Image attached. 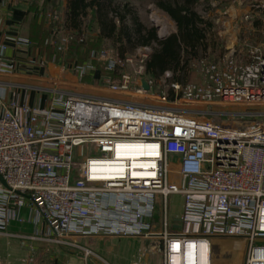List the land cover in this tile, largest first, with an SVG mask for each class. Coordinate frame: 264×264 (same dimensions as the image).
I'll return each mask as SVG.
<instances>
[{
  "label": "built area",
  "instance_id": "built-area-1",
  "mask_svg": "<svg viewBox=\"0 0 264 264\" xmlns=\"http://www.w3.org/2000/svg\"><path fill=\"white\" fill-rule=\"evenodd\" d=\"M151 21L161 38L173 31L162 15ZM30 47L18 35L0 43V233L80 249L86 259L95 252L73 238H156L162 264H264V41L247 48L246 60L234 49L217 60L199 59L200 82L161 75L168 87L162 94L173 92L172 101L257 107L233 113L250 117L238 126L209 111L128 98L153 84L145 75L150 45L123 56L93 49L81 63L59 60L56 52L66 48L54 46L51 62L59 60L79 79L97 73V84L80 79L76 84L93 92L75 91L52 77L47 82L54 86L41 88L45 97L32 105L22 90L29 86L6 79L16 74L18 51L28 54ZM38 62L42 67L46 60ZM170 195L181 197L173 218ZM24 207L44 231H7L13 221H25ZM230 239L242 243L238 262L230 260L236 252L230 248L217 254V242Z\"/></svg>",
  "mask_w": 264,
  "mask_h": 264
},
{
  "label": "rangeland",
  "instance_id": "rangeland-1",
  "mask_svg": "<svg viewBox=\"0 0 264 264\" xmlns=\"http://www.w3.org/2000/svg\"><path fill=\"white\" fill-rule=\"evenodd\" d=\"M29 3L31 10L34 14H39V22L41 29L47 28L48 31L55 32L53 35L48 37L49 44L38 42L39 35L31 40L32 46L30 50L33 49L37 53V56H33L34 59L29 61L26 49L21 48L18 51L17 57L24 60V64L18 65L15 69L14 75L7 77L6 79L18 82L23 85L29 86L27 91L22 89L26 93L45 95L46 92L42 91L41 88L54 86V84L47 82L48 79H52V74H49L48 66H40L39 62L40 56H46L50 47L61 46L66 47L64 53L59 55L58 58L62 60H73L75 57L84 58L85 57V46L84 49H79L76 44H69V35L62 28V17H63V3L64 0H25ZM130 2L135 6L139 14L140 20L147 26H154L151 21V17L155 15H162L165 20L172 22L162 11L157 9L152 3L148 1L140 0H130ZM201 9V8H199ZM221 56L228 52L230 49H234L237 52V57L241 60H246V50L249 46L260 44L264 41V0H221ZM36 16V15H34ZM42 16V17H41ZM28 21V20H27ZM174 30L173 22L171 23ZM27 26V33L34 34L36 31H40L39 26L35 25L32 19H29ZM92 27V28H91ZM155 27V26H154ZM86 30L87 35H95L94 24L88 18L86 19ZM169 28V26H168ZM157 33V27H155ZM35 31V32H34ZM41 32V31H40ZM55 36V38L50 39V36ZM65 36H68L67 42L65 41ZM46 39V38H45ZM50 39V40H49ZM94 43V42H93ZM100 46L109 47L112 46L107 41L99 43ZM49 46V47H48ZM228 48V49H226ZM114 50V49H113ZM45 55H40L39 52ZM218 54L211 52L206 56V60L213 61L218 59ZM39 58V59H38ZM220 58V57H219ZM26 63V64H25ZM54 64H59L58 61L52 62ZM49 63V64H52ZM201 62L198 60H193L190 64V73L188 77L189 82H200L203 79V74L201 72ZM60 65V64H59ZM46 69V73L39 76L37 69ZM63 72H69L73 74L71 70H63ZM57 73V71H56ZM24 76H18V75ZM26 75V76H25ZM38 75V76H37ZM84 79V83H89L91 80ZM88 80V81H86ZM52 81V80H51ZM78 84L79 81H76ZM76 82H71L68 85L63 83L55 82L60 88H67L75 91L93 92L92 88L85 87L84 85H77ZM162 93L168 94V87L166 78L157 77L154 79L153 84L149 91L144 94H130L128 98L131 100H136L138 102H144L150 105H157L163 107H184L193 110H205L209 113V117L222 121L228 125L238 126L245 121H248L250 117L244 116L243 114L239 116H234L233 113L238 112H249L250 110H257V107L248 106H218L213 104H199V103H185L182 101H172L168 97H164ZM214 112V113H213ZM169 206V217L173 218L175 215L179 214L181 211V197L178 195H170L168 197ZM3 241V238L0 239ZM158 239L156 238H142V237H119L110 238L105 237L104 239H89L87 244L90 249H94L95 255L91 256V264H162V257L160 253V245L158 244ZM227 241V242H225ZM223 240L217 242V254L221 249L224 252V247L227 250L232 245L233 240ZM258 242V241H255ZM99 245L98 247L96 245ZM222 244V245H221ZM17 247V246H16ZM236 248V247H235ZM67 249V248H66ZM226 250V249H225ZM236 254H233V256ZM239 256L241 254L239 253ZM68 257V256H67ZM232 257V254L229 255ZM238 262V261H237ZM80 264H83L80 261Z\"/></svg>",
  "mask_w": 264,
  "mask_h": 264
},
{
  "label": "trees",
  "instance_id": "trees-1",
  "mask_svg": "<svg viewBox=\"0 0 264 264\" xmlns=\"http://www.w3.org/2000/svg\"><path fill=\"white\" fill-rule=\"evenodd\" d=\"M140 1H148L162 11L173 22L174 30L165 37H159L154 26H147L140 20L130 0H64L62 28L70 36L68 43L76 44L79 49L85 46V57H75L76 62L84 61L91 50L104 48L99 45L103 41L110 43L120 56L133 52L139 46L150 45L151 52L145 61V75L156 79L165 71H170L172 81L182 83L188 81L193 60L206 58L211 52H217L221 57V38L214 22L216 6L212 5L216 2L221 7V0ZM88 18L96 32L93 38L85 32ZM41 24L39 22L38 26ZM82 32L85 37L79 40ZM50 33L47 28L41 32L38 29L25 38L30 41L31 47V40L38 35V42L50 45L46 37ZM53 38L55 36H50V39ZM56 53L59 56V52ZM173 95L169 91L168 98L173 99ZM51 264L63 263L54 261Z\"/></svg>",
  "mask_w": 264,
  "mask_h": 264
},
{
  "label": "crops",
  "instance_id": "crops-1",
  "mask_svg": "<svg viewBox=\"0 0 264 264\" xmlns=\"http://www.w3.org/2000/svg\"><path fill=\"white\" fill-rule=\"evenodd\" d=\"M64 5L65 3H63V7ZM212 5L216 6L214 22L216 24L217 34L220 38H222L221 9L220 7L217 6L216 2H213ZM29 19H32L35 25L38 26L39 24L38 20L40 19L39 14H34V12L31 10L30 5L27 1L25 0H0V43L6 40V35H18L22 37H27L29 33H27L26 23H28ZM39 28L41 29V26H39ZM42 30L43 28L40 31ZM53 48L52 47L49 48V52H47L46 56H43L45 54L42 53V51L39 52V54L43 56V57L40 56L39 58H44L46 60L45 64L50 65L48 66L49 72H47L46 69L44 70L43 68L37 69V73L39 76H42V74L44 75L47 72L49 74H52L51 78L52 77L57 78L58 80L62 79L61 81H66V83L76 82V81H79L80 79H81L80 82H85L83 80L89 78L88 80H91V82H89L88 84H97V79H96L97 73H91L79 79L74 74H70L69 72H63L59 64H54L51 62L52 53L54 50ZM105 48H109V47H105ZM111 49H114V48L111 47ZM9 53L11 54L10 50L8 51V54ZM48 53H50L49 56H48ZM59 55H62V53L59 52ZM28 56H37V53L34 52L32 49L29 51ZM222 57L223 55L221 56V58ZM18 59H19V56H18ZM19 60H20L19 65L20 63L24 62V60L22 59H19ZM59 60H60V57H59ZM64 61L67 63H70L76 60L75 59L73 60L64 59ZM49 63H52V64H49ZM18 76H24V75L19 74ZM39 98H40V95L37 96V94H32L29 96L28 101L32 105H38L40 103ZM41 104H44V101H42ZM20 215L23 218H25V221L23 222L13 221L7 227L8 232L10 233L22 232L24 234H31L38 230L39 231L45 230V224L43 223L41 219L37 220V217H35L36 216L35 212L32 209H29L28 207H24L21 210ZM2 238H3V241L0 240V259L3 264H51L54 261H57L63 264H80V261H81L83 264H86L87 260H90V262L92 260L91 257L90 259L84 258L82 256V252L80 249H78V251L77 250L74 251V250L69 249L68 247H60L50 241L46 242V241L34 240L31 243L22 242L21 240L15 237L0 233V239ZM73 239L79 245L86 246L89 248L87 244L89 239L97 240V239H104V238L97 237V236H94V237L78 236ZM96 246L98 247L99 245L97 244ZM93 248L92 250L94 251Z\"/></svg>",
  "mask_w": 264,
  "mask_h": 264
},
{
  "label": "bare ground",
  "instance_id": "bare-ground-1",
  "mask_svg": "<svg viewBox=\"0 0 264 264\" xmlns=\"http://www.w3.org/2000/svg\"><path fill=\"white\" fill-rule=\"evenodd\" d=\"M225 242H227V241H225ZM222 245V244H221ZM230 247H234L233 248V250H235L236 252L234 253V254H236V255H234L232 258H230V260L232 261V262H237V261H239L240 260V257L241 256H239V253L241 254V250H242V243H239V242H232V245H230ZM236 247V248H235Z\"/></svg>",
  "mask_w": 264,
  "mask_h": 264
},
{
  "label": "water",
  "instance_id": "water-1",
  "mask_svg": "<svg viewBox=\"0 0 264 264\" xmlns=\"http://www.w3.org/2000/svg\"><path fill=\"white\" fill-rule=\"evenodd\" d=\"M141 86L145 90L149 89V84H148V82H147V80L145 78L141 79ZM0 181L4 182L1 176H0ZM86 264H91L90 260H87Z\"/></svg>",
  "mask_w": 264,
  "mask_h": 264
}]
</instances>
